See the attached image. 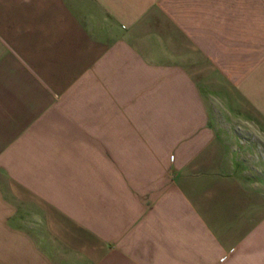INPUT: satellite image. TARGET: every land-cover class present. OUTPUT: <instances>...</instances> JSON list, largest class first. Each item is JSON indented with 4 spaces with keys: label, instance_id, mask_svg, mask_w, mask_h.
Instances as JSON below:
<instances>
[{
    "label": "crops",
    "instance_id": "obj_1",
    "mask_svg": "<svg viewBox=\"0 0 264 264\" xmlns=\"http://www.w3.org/2000/svg\"><path fill=\"white\" fill-rule=\"evenodd\" d=\"M0 264H264V0H0Z\"/></svg>",
    "mask_w": 264,
    "mask_h": 264
}]
</instances>
